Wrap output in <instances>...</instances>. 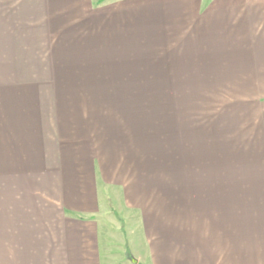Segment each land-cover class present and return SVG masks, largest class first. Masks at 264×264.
Wrapping results in <instances>:
<instances>
[{
    "label": "crops",
    "instance_id": "1",
    "mask_svg": "<svg viewBox=\"0 0 264 264\" xmlns=\"http://www.w3.org/2000/svg\"><path fill=\"white\" fill-rule=\"evenodd\" d=\"M145 29L153 46L145 47ZM64 34L86 35V60L100 54L109 66H141L145 53L161 58L167 48L184 64L202 67L203 82L258 83L262 87L252 89L264 91V0H0V51H23L25 64L36 69L18 81L41 84L21 112L0 110V180L19 184L0 191L6 211L0 227L7 229L9 245L5 264H101L95 219L102 206L93 167L82 172L79 165L80 153L85 157L87 149L97 148L96 135H86V151L80 143L75 147L84 137L81 129L57 119L54 83L62 80L48 70L62 66L65 56L62 46L52 52L49 36ZM254 142L249 147L264 146V138ZM235 149L233 164L239 162ZM96 150L92 155L104 163V151ZM120 185L124 202L141 219L143 250L127 245L121 232L132 264H264V206L258 217L250 210L243 217L236 198L240 187L224 193L232 203L227 196L222 205L234 208L191 222L186 217L197 211L193 195L214 201L204 188L165 193V188ZM262 188L249 193L264 194Z\"/></svg>",
    "mask_w": 264,
    "mask_h": 264
},
{
    "label": "rangeland",
    "instance_id": "2",
    "mask_svg": "<svg viewBox=\"0 0 264 264\" xmlns=\"http://www.w3.org/2000/svg\"><path fill=\"white\" fill-rule=\"evenodd\" d=\"M146 32L147 29L145 47L153 46L148 41L152 35ZM49 44L52 52L55 46H62L65 55L62 66L48 68L62 80L54 83L58 91L54 100L59 112L57 119L73 124L75 131L81 129L80 137L84 139L74 143L75 147L80 143V151L87 149V145H82L86 135H96L97 148L87 149L85 157V153H80L79 165L84 167L82 172L93 167L97 198L102 206L95 219L98 236H102L101 264L134 262L126 260L128 251L121 240L122 231L127 245L144 249L139 240L140 214L124 202L122 183L128 187L165 188V193L190 186L194 189L191 192H203L204 188L207 197L214 201L206 197L202 201L201 195H193L197 211L186 217L191 222L217 217L215 210L223 207H235L222 205L227 196L228 203H232V196L224 193L235 187H240L241 194L236 198L243 217H247L249 210L257 217L263 213L258 215L264 206V194L249 191L264 187V146L248 145L264 138V91H255L263 84L203 82L202 67L184 64L167 48L161 51V58L155 51H148L149 56L145 53L141 66H109L103 55L95 60L82 56L88 46L86 35L49 36ZM35 69L25 64L23 51H0V110L9 107L4 109L5 114L11 111L10 107L21 112L24 104L32 100L30 97L41 92V84L17 79L33 74ZM98 147L104 151L100 158L105 164L98 163L96 155H92ZM234 149L239 154L237 164L231 161ZM18 185L0 180V191L5 186ZM203 202L207 207L204 215ZM2 213L6 211L2 212L0 202V221ZM6 232L1 226V257L9 250L4 241ZM6 262V257L0 258V264Z\"/></svg>",
    "mask_w": 264,
    "mask_h": 264
},
{
    "label": "trees",
    "instance_id": "3",
    "mask_svg": "<svg viewBox=\"0 0 264 264\" xmlns=\"http://www.w3.org/2000/svg\"><path fill=\"white\" fill-rule=\"evenodd\" d=\"M116 215V214H115ZM126 257L130 260V261H133L132 257L130 256V253L129 252H126Z\"/></svg>",
    "mask_w": 264,
    "mask_h": 264
}]
</instances>
